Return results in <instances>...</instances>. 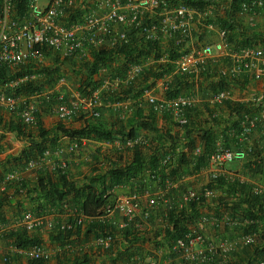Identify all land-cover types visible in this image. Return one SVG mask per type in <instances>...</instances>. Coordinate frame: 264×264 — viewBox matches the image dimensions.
I'll use <instances>...</instances> for the list:
<instances>
[{"label": "built area", "instance_id": "built-area-1", "mask_svg": "<svg viewBox=\"0 0 264 264\" xmlns=\"http://www.w3.org/2000/svg\"><path fill=\"white\" fill-rule=\"evenodd\" d=\"M0 6V68L16 67L32 60L39 63L45 57V50L57 52L63 58L79 56L85 62L92 58L94 49L114 48L130 44L133 40L158 42L162 38L174 39L181 54L170 60L169 52L161 55L146 57L140 62L131 63L124 74L114 77L105 76L101 88L89 94H82L79 87L71 83L67 77H62L58 82L42 91H37L30 96L11 95L6 90L16 88L20 83L36 77L35 74H27L24 77L13 78L0 87V108L15 112L26 126H36L44 103L52 102V111L60 119H73L86 111L93 116L101 115V107L104 102L102 96L107 89H115L123 92L125 88L132 86L138 79L144 77L148 70L167 62L172 63V69L161 77L165 79V88L168 90L172 76L177 74H191L206 68L212 60L221 62L225 58L232 57L235 65L230 71L235 75L239 72H249L256 79L264 78V47L245 46L235 50L230 42V30L219 22L204 20V24L210 30L216 31L218 38L206 44L190 49L188 45L194 31L196 16H206L205 9L197 8L184 3L182 0H94V7L82 13L81 20L67 23L63 20L64 10L75 5V0H27L24 14L16 16V0H2ZM216 0H207V2ZM230 1L231 11L239 12L247 16H258L264 13V0H225ZM237 1V7L233 4ZM211 5L206 7L211 8ZM206 18V17H205ZM161 47V44H160ZM228 70H222V75L229 74ZM123 86V87H122ZM149 103L159 113L170 114L173 120L180 126L189 124V113L195 104V98L189 94H180L174 97L158 99L155 94L147 90ZM230 93L227 90H219L213 100L221 103L227 100ZM256 106L259 108L264 99L258 95ZM259 104V105H258ZM264 124V106H261L256 114L245 113L240 121L241 141L244 147L234 149L223 143H217L212 152L208 153L205 165L198 168L197 176H206L208 183L214 185L220 178L230 181L244 182L245 176L230 167L234 161L246 160L250 154H254V146L249 142V136L258 125ZM87 139L76 141L70 146V151H78ZM150 138L145 134H139L125 140L107 141L106 143H118L123 150L133 149L135 146L148 145ZM203 149L198 146L196 153L201 155ZM64 149L61 147L48 148L39 158L28 160L22 169L9 172L0 185V193L6 191L8 184L18 182L26 178V174L50 165L51 169H61L67 172L69 161L62 157ZM54 156L57 157L53 158ZM113 158H115L113 156ZM258 159L264 162V148L260 151ZM115 160V159H113ZM174 157L167 154L162 160L163 166H171ZM194 175L181 176L179 179L167 177L166 187L154 191L151 187L144 191L128 187L129 191L117 194L113 202H108L104 208L105 214L99 220L107 222L112 229L123 230L142 228L144 223L150 221L154 212L159 208L160 202L169 204L165 206L168 214L170 210L184 209L190 202L201 203L215 194L213 186L195 187L188 186L182 192L181 197L171 204L167 193L177 189L182 182L188 179L195 180ZM192 180V181H193ZM120 186V185H119ZM253 192L264 196V184H254ZM147 200V207L143 208V200ZM122 216L118 222L116 215ZM89 218L76 206L65 203L59 209H53L46 213L26 211L16 223L20 228L32 231L35 228H52L58 225L60 231L77 230L83 226ZM202 221L209 222L216 229L226 226L240 225V219L234 216L205 215ZM8 229L0 227V233ZM115 233L111 230L102 232L98 237V245L104 250H109L115 243ZM246 243H253L254 236H245ZM174 241V242H173ZM18 248V247H17ZM29 259L50 260L52 253L42 244H35L28 248H18ZM170 252L162 253L164 262L153 261L148 264H175V260H181L184 264H208L215 254L228 257L235 252V246L228 239H218L216 242L208 241L200 224L188 228V231L172 240ZM10 259L9 255L5 260ZM140 259V258H139ZM136 256L129 258L127 264H135L139 261ZM252 264H264V255L257 257Z\"/></svg>", "mask_w": 264, "mask_h": 264}, {"label": "crops", "instance_id": "crops-1", "mask_svg": "<svg viewBox=\"0 0 264 264\" xmlns=\"http://www.w3.org/2000/svg\"><path fill=\"white\" fill-rule=\"evenodd\" d=\"M176 1L180 2L181 0ZM41 2L45 4L47 1L42 0ZM90 2L92 4H89ZM211 4V8L206 7ZM78 6H80L79 9ZM206 6L203 8L206 11V16H196L193 36L190 41L191 43L188 45L190 49L202 46L207 42L212 41L213 38H218L216 31L208 29L203 23L205 19L219 22L224 18H229L227 15L228 13H232L230 15L231 18L236 21L238 28H241L233 34L234 37L237 35L242 36L243 34L250 41L251 38L257 34V31L264 33V13L258 16H247L245 14H240L239 12H231V3L230 1L225 0H216L215 2L209 1ZM93 7L94 0H75V5L73 7H68L64 10L62 18L65 22L71 23L72 21H69L71 13L77 11L86 12ZM219 24L222 25L220 22ZM160 44L161 50L166 53L171 49V46L177 45L174 39L168 38H162ZM232 47L235 48L233 42ZM54 53L58 54L57 52ZM60 57L63 58L62 56ZM44 59L49 60L50 62L52 61L51 58L47 59V56H45ZM92 59L93 58H89V61L87 62L92 61ZM71 60L76 63V69L81 68V63L85 62L79 56L71 57ZM121 61H123V58L117 57L116 61L113 62L114 66H117L119 62L122 63ZM234 65V58L228 57L220 63L211 60L209 64L206 65L205 69L191 74L175 73L170 79L171 82L168 90L165 88L164 78H156L152 75L149 76L147 82L140 85L142 77L132 85L136 90L137 88H143L141 94L136 95V92L133 91L127 98L122 95L123 93L118 95L117 93H119V91H116L115 89H107L106 93L103 94L104 97L102 100L104 104L100 109L101 115L99 116L105 120H112L116 116L127 117L135 111L136 107H142L146 114L153 112L155 116L154 126L159 129V132L168 131L169 133L176 135L179 144L175 150L170 151L169 153L173 154L176 159L178 156L182 155L180 153H184L188 165L186 167L187 173L182 176L194 175L193 177H195V180L188 179L187 181L182 182V185L185 187L184 189L186 190L188 186L192 185L200 188L204 186H213L215 190L213 196L206 198L204 203L196 208H192L189 205L185 207L186 216L188 217V228L195 224H200L208 241L216 242L218 239L226 238L236 248V252L228 257H221V255L215 254L208 264H252L253 259L257 257L252 252L251 243H246L244 237L254 236L255 241L264 242V239L261 237V235H264V222L255 217L256 219L253 220L255 228H249L251 219L250 215L247 214L250 210L254 216H257L259 209H261L259 206L260 202L257 205L253 202L250 204L248 203V198L250 195H253L252 189L254 184H264V163L258 159L257 155L258 152L264 148V124L258 125L256 130L249 136V142L254 146V149L257 150V153L253 155L250 154L246 160L234 161L230 164L231 168L237 170L239 173H243L245 176V180L242 184L244 186L230 187L219 184L212 185L208 183L206 176L196 175L199 171L197 169L199 156L196 153V148L200 146L205 151V140L203 139L205 133L212 132L214 148L219 142L234 149L243 148L244 144L240 140L241 132L240 130H237L240 117H238L237 112L231 107L242 105V108L244 107L247 109L246 111H251L253 110V107L257 105L255 104V98H257L258 95L264 97V78L256 79L253 74L249 72H239L233 75L229 70H231ZM68 68L72 70V67L69 66ZM109 70L110 69L105 66H101L98 73L91 77L93 80L100 83L99 88L103 85L105 76H111ZM222 70H228L229 74L222 75ZM124 73L125 70L121 74ZM74 77L76 80L75 87L77 88L80 85V81L75 74ZM222 78L224 84L227 85L224 89H221V84H223ZM178 88L181 91L180 94H189L195 98V104L189 113L190 121L189 125L187 124L188 128L186 125L180 126L177 124L170 114L155 111L153 106L149 103L146 95L147 90H150V92L155 94L158 99H164L168 97L169 90H177ZM219 90H227L230 93L229 98L221 103H217L213 100V96ZM120 96H124V99H117ZM106 98H110L108 99V102L105 100ZM228 102L230 104H228ZM51 106L52 102L44 103L40 115L42 126L47 129H51L58 123H64L68 127L78 128L85 125L89 118H98L93 116L92 113H89V111H86L73 119H60L53 113ZM261 106H264V99L262 100ZM261 106L259 105V108ZM2 109L5 119H11L12 112L5 108ZM27 127L28 132H39V125ZM139 134H145L150 138L148 145L144 146V151L149 157L153 153L154 147L158 145L157 140H154L157 133L155 131L139 130L138 135ZM76 141L77 140L75 139H69L68 137L63 136L58 145L64 149L62 157L69 161L68 172L72 179L82 180L85 176L93 174L97 165L104 168L103 170H97V172H106V169L109 168V163H114L112 160H116V156L119 157L121 155L122 157V155H124V163H129L133 157L132 149L123 150L119 148L118 143L107 144V141H100L97 139H87L77 152H72L70 151V146ZM30 142L31 138L28 136H19L14 131H6L0 128V175H5L7 173L6 170L12 168L11 166L14 164V158L18 156L22 148L29 145ZM104 156L109 157L110 161L104 158ZM113 156L115 158H113ZM53 158L57 159L56 156ZM53 171L55 170L51 169L48 164L41 169L31 171V173L26 176L25 180L28 181L31 187L30 189L33 190V192L31 191L28 194L19 196L14 195L11 204L6 205L4 212L7 222L2 225L6 226L8 229L0 233L1 261L2 257L5 258V256L9 255L10 262L8 264H28L29 258L21 251V249L17 248L13 238L8 235L20 228L16 223L22 218L26 211H37V207L45 201V197L38 194L34 189V184H36L38 177L40 175L42 176L40 173L46 172L52 174ZM134 183L136 182L134 181L133 183H126L117 186L114 188L113 192L115 195L127 192L129 191L127 189L128 187L136 188L137 183ZM151 184L152 183H149V185ZM158 187L159 186L156 183L151 185V188L154 191L158 190ZM184 189L177 188V198L181 197ZM6 191H8V188ZM10 192H12V190H10L9 193ZM41 207L40 211L44 213L53 210V208L46 206L45 204ZM146 207L147 200L144 199L143 208L145 209ZM205 215L234 216L239 218L241 223L240 225L233 227L223 225L221 228L216 229L209 222L202 221V217ZM115 217L118 222L123 220L122 216L119 214ZM88 221L89 220H86L85 224L82 226L83 229L87 227ZM169 227L168 214L165 211V205H163L159 206L154 212L152 219L144 223L142 228H131V230H135L138 233L137 240L132 241L126 239L124 236L120 235L119 231L122 230L116 229V240L109 250L102 249V247L98 245V241L96 240L97 237L94 235L93 237H86L83 234L79 237L73 236L66 239L63 243L57 239L58 225H55L52 228H35L28 232L30 235L39 238L42 242L41 244L52 253L49 264H57V256H65L66 254L72 257L74 255L83 256L84 254H89V264H127L130 261L129 258L132 256H136L137 259L140 258L135 264H148L156 260L157 262H164V256L162 253L169 254V248L171 247L173 240L166 236L165 230ZM144 238L147 239L145 240ZM250 259L252 261L248 263ZM175 264H184V262L181 260H175Z\"/></svg>", "mask_w": 264, "mask_h": 264}, {"label": "trees", "instance_id": "trees-1", "mask_svg": "<svg viewBox=\"0 0 264 264\" xmlns=\"http://www.w3.org/2000/svg\"><path fill=\"white\" fill-rule=\"evenodd\" d=\"M182 1L186 4L202 9L206 6V4H208L207 0ZM2 2L3 1L0 0V6ZM236 4L237 1L233 4V6L237 7ZM15 6L16 16H21L26 11L27 0H16ZM82 13L80 11L71 13L69 21L74 22L81 20ZM231 14L232 13H228L227 15L229 18H224L219 22L222 23V26L230 30V42L234 43V49L239 50L242 47L249 45H260L261 47H264L263 32L257 31V34L254 35L250 41L243 34L242 36L237 35L234 37L233 34L241 28H238L236 21L231 18ZM207 21L211 20L207 19ZM179 48L180 47L177 45L171 46V49L168 51L171 56L170 60L177 58L181 54V52H179ZM91 52L93 58L92 61L83 62L81 63L82 67L76 69V63L73 62L71 58H61L59 54L54 53L52 50H45V56H47V59H52L50 64H44L43 61L39 63L37 60H32L26 64L16 67L15 69L10 67L0 68V87L2 88L5 82L13 78L24 77L27 74H35V78L25 80L12 90H6V92L11 95L28 97L37 91H42L46 88L54 86L60 78L65 77L63 67L70 66L72 67V71L76 75L77 79L80 81V92L82 94H89L100 86V83L93 80L91 77L98 73L101 66H105L110 69L109 74L111 76H116L126 70L131 63L140 62L141 60H144V58L152 56V54H155L154 56H158L161 55L160 53H164L158 42L145 40H140L139 42L133 40L130 44L114 48L100 47ZM117 57H122L123 61H121L122 63L119 62L117 66H114L113 62L116 61ZM171 69L172 63L167 62L148 70L142 78V81H140V85L147 82L149 76L154 75V77L159 78ZM226 86L227 85L224 84L223 80L221 89H224V87L226 88ZM142 90L143 88H137L136 90L134 86H129L127 89L125 88L123 92H119L117 94L120 95L123 93L122 95L127 98L133 91L136 92V95H140ZM180 92L179 88L177 90H169L168 97L178 96L180 95ZM124 96H120L117 99L122 100L124 99ZM103 97L104 96H102V98ZM108 99L110 98H106L105 100L108 102ZM228 104L230 103L228 102ZM261 105L262 103H260V106ZM231 108L234 109L237 112L238 117H240L237 129L238 131L240 130V132V121L243 119L244 114H256L260 109L257 106H254L253 110L246 111L247 109L244 107L242 108V105H236V107ZM40 115L39 122L37 124L39 125V132L36 133L35 131L32 133L27 131L28 127L21 121L20 117L15 112H12L11 119H5L3 109L0 108V128L6 131H14L19 136H28L31 138L30 144L23 147L20 154L14 158V164L11 166L12 168L10 167L11 169L6 170L7 173L5 175H0V184L3 182L9 171H13V169H22L28 160L41 157L50 147L56 148L63 136L68 137L69 139H75L79 142H81L84 138L97 139L100 141H115L135 137L138 135L139 130H149L157 133L154 140H157L158 145L154 147L153 153L149 157L145 153L143 146H135L131 150L133 157L129 163H124V159L121 155L119 157L116 156L115 162H111V164L109 163V168L106 169V172H97V170L104 169L102 166L97 165L94 169V173L85 176L82 180L70 178L69 172H63L61 169L53 171L52 174L46 172L40 173L42 176L40 175L38 177L36 184H34V189L38 194L45 197V201L37 207V211L35 212L44 213L40 211V208H42L41 206L44 204L53 209H59L61 206H64L65 203H68L69 206L78 207L89 218V221L87 222L88 225L84 229L82 226L77 227V230L75 231H60V229H58L57 239L63 243L66 239L73 236L79 237L81 234L86 237H93V235L98 237L106 230H111L117 234L116 229H112L107 222L99 220V217H102L105 214L104 208L107 203L113 202L116 197L113 192L115 187L126 183H133L135 181L137 183H134L137 185L136 189H139L140 191L150 188L154 183L159 186L158 188H165L167 177L179 179L182 175L187 173L186 167L188 162L184 153H180L182 155L178 156L177 159L172 154L174 161H172L170 167L162 165V160L167 155L166 153L175 150L179 144V140L173 133H169L168 131L159 132V129L154 126L155 116L153 112L146 114L142 107H136L135 111L127 117L116 116L112 120H105L100 117L89 118L85 125L78 128L68 127L64 123H58L51 129H47L42 126ZM188 125H186L187 128ZM203 137L205 140V151L199 155L197 169L205 165L208 153L212 152L214 149L212 132H206ZM260 151L257 155L260 154ZM255 153H257V150H255L254 154ZM251 155H253V153ZM104 158L110 161L109 157L104 156ZM25 179L26 178L21 181L8 184V191L0 194V227L3 226V223L7 222L4 210L6 205L11 204L14 195L19 196L28 194L31 191L33 192V190L30 189V184ZM149 183L152 184L149 185ZM217 184L227 185L230 187L244 186L242 185V182L236 180L233 182L226 180L225 178H220ZM179 188L184 189L185 187L181 184ZM10 190H12V192L9 193ZM176 190L177 189H172L167 193L168 200L170 201L169 203L172 204L174 202V206H178L177 200L179 199L176 197ZM252 194L253 195H250L248 198V203L251 204V202H253L257 205L260 202L259 206L261 209H259L257 216H254L250 210L247 212L251 219L249 228H255L253 221L256 219L255 217L264 222V196L255 194L254 192H252ZM204 201L205 200H202L201 203L192 201L189 203V206L196 208L200 204L204 203ZM163 205L168 206L169 204H164L161 200L159 206ZM187 221L188 217L186 216L185 208H174L170 210L168 213V222L170 227L165 230L166 236L174 240L177 237L184 235L188 231ZM119 232L120 235L124 236L128 240L135 241L138 238V233L135 230L126 229ZM8 236L13 238V241L18 248H28L35 244L42 243L39 238L30 235L29 232L23 228H18L16 231L11 232ZM261 237L264 239V235H261ZM144 239L146 240L147 238ZM251 248L256 257L264 255V242L262 243L254 240V242L251 243ZM234 253H232V255ZM56 260L57 264H89L90 256L89 254H84L83 256L74 255L72 257L66 254L65 256H57ZM250 261L252 260L250 259L248 263ZM49 262L50 260L29 259L28 264H49Z\"/></svg>", "mask_w": 264, "mask_h": 264}, {"label": "rangeland", "instance_id": "rangeland-1", "mask_svg": "<svg viewBox=\"0 0 264 264\" xmlns=\"http://www.w3.org/2000/svg\"><path fill=\"white\" fill-rule=\"evenodd\" d=\"M89 4H92L91 2L89 3ZM88 4V5H89ZM80 8V6H78V9ZM82 12V11H81ZM44 62V64H50L51 62L49 61V60H46V59H42ZM71 69H69L68 67H64V72H65V77H67L68 78V80L71 82V83H73L74 85L76 84V80H75V77H74V74H73V72H71L70 71ZM75 87V86H74ZM42 110H43V108H42ZM38 131H36V133H37ZM122 158L124 159V155H122ZM112 161H114L115 162V160H112ZM13 170H15V169H13ZM12 171V170H11ZM11 171H9V172H11ZM31 172H29V173H27L26 174V176H28V174H30ZM10 262V259H8V260H5V258L4 257H2V261H1V259H0V263L1 264H8Z\"/></svg>", "mask_w": 264, "mask_h": 264}]
</instances>
